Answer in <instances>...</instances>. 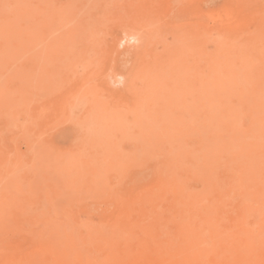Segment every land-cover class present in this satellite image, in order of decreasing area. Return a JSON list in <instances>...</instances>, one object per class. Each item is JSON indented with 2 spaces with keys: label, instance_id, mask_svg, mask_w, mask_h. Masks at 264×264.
Here are the masks:
<instances>
[{
  "label": "bare ground",
  "instance_id": "bare-ground-1",
  "mask_svg": "<svg viewBox=\"0 0 264 264\" xmlns=\"http://www.w3.org/2000/svg\"><path fill=\"white\" fill-rule=\"evenodd\" d=\"M114 1L0 0V60L17 58L24 31L36 43L42 21L63 18L75 24L61 28L31 61L37 67L43 64L41 58L52 46L64 49L65 61L79 46L95 54L104 43L99 33L113 27L109 3ZM172 2L132 0L125 12L133 14L126 22L130 27L143 17L148 21L142 19L145 23L141 20L135 30L142 56L137 58L134 51L139 66L128 77L129 87L138 88L132 109L138 110L145 135L167 153L148 185L149 194L131 195L140 199L138 208L129 207L131 198H109L99 226L57 222L52 214L37 217L30 250L13 257L7 241L10 256L0 264H264V3L249 21L224 8L219 23L229 31L216 37L201 23L183 27L182 7L183 19L177 20L183 28L174 24L181 42L174 36L175 42L160 55L152 46L158 37L156 21L166 23L182 1H174L175 6ZM185 2L194 6L192 19H201L198 0ZM121 19L116 20L119 28L128 26ZM122 58L128 57L119 55L117 61ZM93 59L85 57V69H97ZM85 73L87 79L81 80L93 81L92 72ZM97 83L98 91L108 89ZM97 162L100 172L101 158ZM82 170L70 171L67 179L78 185ZM190 178H198L200 186H191Z\"/></svg>",
  "mask_w": 264,
  "mask_h": 264
},
{
  "label": "rangeland",
  "instance_id": "rangeland-1",
  "mask_svg": "<svg viewBox=\"0 0 264 264\" xmlns=\"http://www.w3.org/2000/svg\"><path fill=\"white\" fill-rule=\"evenodd\" d=\"M59 1L66 0H54ZM174 1L182 2L174 7L173 15L165 17L168 22L165 20L163 24L162 19L155 20L159 25L158 37L152 46L155 53L159 52L160 55L175 42L176 25L183 28L201 23L211 33L213 30L214 36H211L216 37L229 31L219 23V17L225 13L224 8H232L243 20L245 16V20L249 21L255 10L264 3V0H198L196 7L203 11L202 20L192 19L194 6L185 4V0L184 3L183 0H173L174 6ZM112 2L109 3V10L113 27L99 33L104 43H101L103 46L99 45L95 54L79 46L77 53L65 61L66 58L61 55L64 49L52 46L43 54V64L37 67L31 61L39 57L45 43L57 38L62 32L61 28L75 24L74 20L63 18L56 22H41V34L36 39L39 43L28 40V30H23L18 40L21 44L17 58L0 60V254L3 255H0V259L9 257L10 253L18 257L30 250V234L35 232L37 217L44 219L52 214L57 222L67 220L73 224L99 226L103 224L101 209L108 206L109 198H131L129 207L138 208L140 199L133 200L131 195L138 193L142 198L149 194L148 185L153 182L159 165L167 158L163 147H157L150 135L146 136L142 131L140 117L135 114L138 110L132 109L138 88L134 91L128 85L139 66L133 58L137 56L141 59L142 56V51H137L135 30L138 23L148 21L143 17L130 27L126 22L133 14L130 16L125 12L132 0H116L113 5ZM185 6H188V10ZM182 7V17L187 21L181 17ZM119 10L120 13L123 11V15H119ZM210 11L213 16L206 17ZM242 11L245 15L241 14ZM40 14L39 11L33 12L35 18H39ZM115 16L119 19L123 16L121 20L128 25L126 29L119 28V19ZM177 19H183V27ZM162 24L165 25L164 29ZM159 29L164 31L158 33ZM165 33L166 37L160 40ZM178 40L180 43L181 39L177 36ZM119 55L120 58L123 55L128 58L118 62ZM85 57H96L95 62L99 63L96 72L91 68L85 69ZM29 66L34 71H30ZM87 70L92 72L93 78L89 83L81 80L87 79ZM94 80L98 85L104 83L103 86H108V89L98 91ZM100 158L103 167L98 172L100 165L97 161ZM82 167L81 182L73 184L67 175ZM188 183L197 188L201 181L190 178ZM255 218L254 215L251 220Z\"/></svg>",
  "mask_w": 264,
  "mask_h": 264
}]
</instances>
